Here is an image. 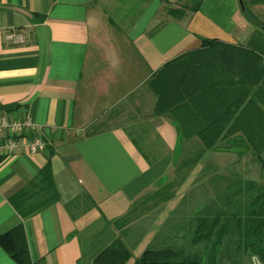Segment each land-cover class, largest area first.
<instances>
[{"label":"crops","instance_id":"obj_1","mask_svg":"<svg viewBox=\"0 0 264 264\" xmlns=\"http://www.w3.org/2000/svg\"><path fill=\"white\" fill-rule=\"evenodd\" d=\"M196 2L0 0V116L29 117L45 143L36 153L17 148L3 155L0 233L21 224L32 264H91L121 232L112 220L140 202L146 212L124 228L128 240L140 223L146 227L132 264L188 187L198 180L210 192L225 186L232 176L223 158L257 163L250 152L238 158L236 148L207 150L185 168L171 199L142 201L182 176V162L192 164L202 147L197 137L181 140L168 117L154 114L148 80L168 60L199 48L201 38L245 46L254 29L238 0H200L194 9ZM186 5L183 15L168 11ZM251 10L264 23V3ZM48 161L59 199L23 217L10 197ZM0 264H16L1 247Z\"/></svg>","mask_w":264,"mask_h":264},{"label":"trees","instance_id":"obj_2","mask_svg":"<svg viewBox=\"0 0 264 264\" xmlns=\"http://www.w3.org/2000/svg\"><path fill=\"white\" fill-rule=\"evenodd\" d=\"M258 3L264 0H242L240 5L242 15L254 26L245 46L201 38L199 48L168 60L148 80L156 97L154 114L168 117L181 140L197 137L202 147L192 164L182 162V176L178 173L142 201L159 204L171 199L185 180V168L194 165L207 150L236 148L238 158L250 152L257 161L254 166L264 171V23L251 10ZM199 5L197 0L194 9ZM185 9L187 5L168 11L183 15ZM224 140L227 145L223 146L220 143ZM239 171L228 169L232 177L224 180L225 186L216 188L209 199L187 206V214L182 210L184 194L158 235L132 264H253L254 257L264 264V182L236 177ZM198 181L194 187L204 180ZM219 182L211 181L215 187ZM58 199L48 161L10 197V202L26 217ZM139 203L112 220L121 232L92 258L91 264H126L132 257V248L146 227L140 223L131 240L125 239L124 228L146 212ZM180 238H186L181 245H166ZM0 247L16 264H32L21 224L0 233Z\"/></svg>","mask_w":264,"mask_h":264},{"label":"built area","instance_id":"obj_3","mask_svg":"<svg viewBox=\"0 0 264 264\" xmlns=\"http://www.w3.org/2000/svg\"><path fill=\"white\" fill-rule=\"evenodd\" d=\"M41 126L29 117L10 120L0 116V155L13 152L17 148L36 153L45 149V143L38 135Z\"/></svg>","mask_w":264,"mask_h":264},{"label":"rangeland","instance_id":"obj_4","mask_svg":"<svg viewBox=\"0 0 264 264\" xmlns=\"http://www.w3.org/2000/svg\"><path fill=\"white\" fill-rule=\"evenodd\" d=\"M183 2L186 3V4H194L196 2V0H183ZM262 156L264 157V154ZM222 158L223 157L221 156L220 157L221 161H223ZM235 158H236L235 155H228L227 158L226 157L223 158L225 160V162H223V163L221 162V164L226 165V164H228L230 162V164H229L230 168L229 169L231 170L232 173L234 171L240 170V172H241V174L243 176H247V179L251 178V179L255 180L258 183H261V182L263 183L264 182V171L261 170L260 167H255L253 162H250L249 164H248V162H246V163H241V162L240 163H236V162H234ZM216 181H218V180H216ZM204 184H205V181H203V184H200V186H198V187H194L195 185H192V186H190V187H188L186 189V191L184 193V194H186V198H185L186 203L184 204V206L182 208L184 214L188 213L187 206H189L191 204H194V202H197L199 199H203V200L209 199V197L211 196L212 192H210L208 190L207 186L204 187L205 186ZM185 186L186 185H184V187ZM185 240H186V238H180V240H175L173 243H168L166 245L167 246L171 245V246L175 247V246L181 245Z\"/></svg>","mask_w":264,"mask_h":264},{"label":"water","instance_id":"obj_5","mask_svg":"<svg viewBox=\"0 0 264 264\" xmlns=\"http://www.w3.org/2000/svg\"><path fill=\"white\" fill-rule=\"evenodd\" d=\"M239 4L242 6V0H238ZM254 263L253 264H262L258 259H256L255 257L253 258Z\"/></svg>","mask_w":264,"mask_h":264}]
</instances>
